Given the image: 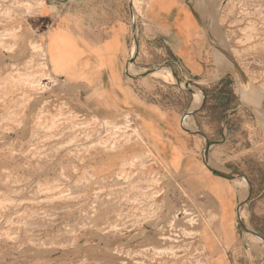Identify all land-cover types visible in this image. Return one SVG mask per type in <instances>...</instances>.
Returning <instances> with one entry per match:
<instances>
[{"label":"rangeland","instance_id":"374dc122","mask_svg":"<svg viewBox=\"0 0 264 264\" xmlns=\"http://www.w3.org/2000/svg\"><path fill=\"white\" fill-rule=\"evenodd\" d=\"M60 1L48 0V7L45 0H0V264H264V240L248 230L264 237L262 103L246 98L255 114L235 120L227 144L209 150L212 167L249 179L246 186L228 179L237 215L232 226L223 220L230 230L224 234L219 200L185 171L160 162L142 133L141 114L123 107V91L115 92V104L104 91L52 74L45 47L52 24L45 16ZM147 1L133 0L138 15ZM187 1L221 45L219 52L201 30L208 81L179 78L183 66L171 52L167 61L128 62L131 75L152 66L162 73L147 80L124 75L144 100L160 106L180 140L191 137L189 148L204 162L206 140L227 139L223 121L237 100L234 87L247 89L229 53L248 87L260 88L264 98V0L255 2L261 21L240 29L232 28L234 0ZM131 42H138L137 25ZM220 75L221 87L214 82ZM205 89L209 104L195 108V93ZM212 173L206 166L193 178Z\"/></svg>","mask_w":264,"mask_h":264},{"label":"crops","instance_id":"0c3cea01","mask_svg":"<svg viewBox=\"0 0 264 264\" xmlns=\"http://www.w3.org/2000/svg\"><path fill=\"white\" fill-rule=\"evenodd\" d=\"M240 1H232V28L237 26L240 29V24L254 25L257 11L260 7L264 10L263 6L258 7L259 4L255 3L257 0H244L245 4ZM45 3L49 7L48 0ZM133 5V0H61L56 4L54 15L45 16L52 24L45 46L51 72L55 77L79 88L104 91L115 104H118L115 92L123 91V107L135 109L141 114L142 133L161 157L160 162L177 171H185L196 187L210 192L219 200L222 207L221 226L223 233H228L230 230L224 229L223 220L228 219L232 226L236 213V195L230 189V181L214 173L211 177L202 175L200 179H194V172L204 170L207 165L189 148L191 137L180 140L179 130L174 128L173 122L160 106L144 100L125 80L124 75L131 70L132 63L128 64L131 59H135L136 64L145 61L148 63L156 58L167 61L170 60L168 52H171L174 59H178L183 66L184 71L177 73L179 78L185 77L187 81L198 85L208 81L212 74L206 63V41L203 35H199L204 30L198 14L201 18L203 15L187 0H148L142 16L137 14ZM135 25L138 28L137 46L131 42ZM204 34L208 37L205 32ZM156 52H162V55L159 57ZM152 67L147 70L153 69ZM159 73H162V69L152 72ZM148 76L149 74L139 78L147 80ZM139 78L136 80H140ZM224 78L225 75H220L214 82L221 87ZM240 87L238 83L234 87L236 103L225 112L223 123L226 133L224 130L222 133L227 139L224 143H216V146L227 144L230 133L235 132V120L245 116L246 112L253 111L255 114V107L245 103L246 98L251 101L250 90L245 88V91L242 84ZM205 91L207 107L210 95L207 89ZM255 93L258 103H262L264 123V98L261 100L263 93L257 87ZM194 101L195 108H198L203 102L202 92L195 93ZM141 139L145 141L142 134ZM208 161L210 163V159ZM235 179L240 186H246L244 176L240 175ZM238 212L242 218V206Z\"/></svg>","mask_w":264,"mask_h":264},{"label":"water","instance_id":"95a60500","mask_svg":"<svg viewBox=\"0 0 264 264\" xmlns=\"http://www.w3.org/2000/svg\"><path fill=\"white\" fill-rule=\"evenodd\" d=\"M197 15V14H196ZM136 46H137V43H136ZM224 50V49H223ZM132 61H133V59H131ZM235 60V59H234ZM234 65H235V68H236V70H237V72L239 73V75H240V77L242 78V81L244 82V84H246L247 86L249 85V81H248V78H247V76L245 75V73H244V71H243V69L241 68V66L239 65V63L238 62H234ZM153 71H155V69H151V70H149V71H146V72H144V73H142V74H138V75H131L129 72V75L131 76V77H133L134 79H137V78H139V77H141V76H145V75H148V74H150V73H152ZM186 87H188L191 91H193V89L190 87V83H187L186 84ZM206 96V94H205V92H204V94H203V105L205 104V97ZM196 110L195 109H193V110H190L187 114H186V116L187 115H189V114H193L194 112H195ZM187 131H190V132H194V131H191V130H189V129H186ZM199 134H201L203 137H206L205 136V134L204 133H202V132H198ZM216 143H218V141H210L209 139H207L206 140V145H205V147H204V151H203V158H204V162H205V164L207 165V167L209 168V170L210 171H212L215 175H218V176H220V177H223V178H227V179H234V178H236L237 176H240V174H235V173H233V172H224V171H221V170H219V169H216V168H214V167H212L211 165H210V163H209V150H210V148H211V146L213 145V144H216ZM243 176V175H242ZM245 177V179L247 180V181H249V179L246 177V176H244ZM243 205V202H241L240 203V206H242ZM239 206V207H240ZM240 221H241V219H240ZM249 232L252 234V235H255V236H258V237H260L261 239H263L264 240V237L263 236H261V235H259L258 233H256L255 231H250L249 230Z\"/></svg>","mask_w":264,"mask_h":264},{"label":"bare ground","instance_id":"6f19581e","mask_svg":"<svg viewBox=\"0 0 264 264\" xmlns=\"http://www.w3.org/2000/svg\"><path fill=\"white\" fill-rule=\"evenodd\" d=\"M198 16H199V22L201 23V25H202V27L203 28H205V30H208L210 33H211V35L213 36V39H211V38H209L210 40H212L213 42H215L216 44H218L219 46H217V49L219 50V52H220V49H221V45H220V43H219V40L217 39V37L213 34V32H212V30L210 29L211 27L206 23V21L203 19V18H201L200 17V15L198 14ZM208 36V35H207ZM218 50H217V52H218ZM222 51V50H221ZM222 52H224V51H222ZM223 54V53H222ZM221 54V55H222ZM225 55V54H224ZM223 55V56H224ZM229 55H230V57H231V61H232V63H233V65H234V62L236 61V62H238L234 57H233V55H231V53H229ZM220 56V55H219ZM221 58H222V56H221ZM235 59V60H234ZM224 62V61H223ZM228 62V61H227ZM227 64H229V63H227ZM228 66V65H227ZM235 66V65H234ZM236 69V68H235ZM237 71V70H236ZM245 86L250 90V94H251V101L252 102H255V103H258V101H257V95H256V93H255V87H252L251 86V88L250 87H248L246 84H245ZM192 220V219H191Z\"/></svg>","mask_w":264,"mask_h":264}]
</instances>
